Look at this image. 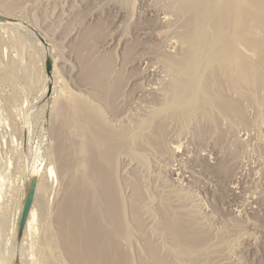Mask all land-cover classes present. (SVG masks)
I'll use <instances>...</instances> for the list:
<instances>
[{
  "label": "rangeland",
  "instance_id": "374dc122",
  "mask_svg": "<svg viewBox=\"0 0 264 264\" xmlns=\"http://www.w3.org/2000/svg\"><path fill=\"white\" fill-rule=\"evenodd\" d=\"M151 10L150 0H0V16L14 21L0 24V264L77 262L60 243L57 219L67 195L83 194L89 201V156L79 147L75 125L79 114L67 120L78 111L91 114L108 137H127L115 140L105 163L117 201L123 264H154L152 252L162 264H264V77L252 84L257 89L235 85L247 98L231 102L232 120L219 118L210 128L171 125L163 118L171 111L152 97H161L173 78L162 63L178 52L177 42L170 28L150 25L165 18ZM239 29L231 37L236 60L264 59V28ZM95 78L104 83L103 92ZM105 105L123 111L109 116ZM135 143L142 145L138 153ZM33 169L35 195L17 240L25 181ZM158 213L169 223L185 224L191 243L167 242L161 250L148 238L142 241L139 235L150 236L154 228L151 239L163 233Z\"/></svg>",
  "mask_w": 264,
  "mask_h": 264
},
{
  "label": "bare ground",
  "instance_id": "6f19581e",
  "mask_svg": "<svg viewBox=\"0 0 264 264\" xmlns=\"http://www.w3.org/2000/svg\"><path fill=\"white\" fill-rule=\"evenodd\" d=\"M150 2H151V9L153 10V12L155 14H162L165 17L164 22H160L158 21L159 19H157V21H153L152 23H150V25L153 28H170L172 35H174L173 39L175 38V41L177 42L176 52L177 51L178 52L175 53V55L171 56L170 58L166 59V61L162 63L163 66L165 67L164 68L165 73L169 74L168 77H173V78L168 79L166 88L165 89L163 88L164 90H163V94H161L162 95L161 97L156 98V95L154 97L155 99L152 97L153 99L152 102L155 103L158 107L164 106L165 109L171 111L169 115L167 113V115H164L163 118H165L166 120L168 119L170 121V124L174 126L182 125L184 127V125L193 124V125H201L206 128H210L209 126L218 123L217 121L219 118H221V121L222 120L229 121L228 119L232 120L231 114L228 113L229 106H232L231 102L236 104L239 103L240 101L242 102L243 101L242 99L247 98V96L245 97V94L243 95H241V93L238 94L239 88H236L237 92L235 91L234 89V87H236L235 85L239 83L238 84L239 86L238 85L237 86L240 87V85H242V83L240 84V82H243L248 86L247 89H249V87L255 86V85L252 86L254 82H257V80H262V78L260 79V77L261 76L264 77L263 76L264 59H258L260 58L258 57L257 59L245 58V59L236 60L235 55L233 54L234 53L232 47L233 42H231V37L235 34V32H237L235 31V28L236 29L254 28V32L260 33V31L258 32V30L264 28V0H150ZM8 24L9 26L14 25V22L13 23L9 22ZM261 32L263 33V31ZM263 35L264 33L262 34V36ZM261 38H262L261 35H259L256 38L257 40L256 39L255 40L258 42V40H260ZM262 40H264V37ZM262 40H260L259 43L260 42L262 43L263 42ZM256 41L255 43H257ZM259 43H257V45H259ZM260 55H263V53ZM95 79H96V84L100 89V92H103L104 83H102L100 79L97 78ZM248 84L251 86H249ZM167 87H169V89H167ZM225 87H229L231 89L230 91L232 92L230 93L229 91H227ZM242 87L246 88L243 85ZM242 87L241 89H243ZM255 88L257 89L258 86L257 87L255 86ZM243 91L245 90L243 89L242 92ZM106 108L109 110V111H107V109L105 110L108 112V115L109 113L111 114L112 113L114 114L115 112L118 113V111L121 110L119 106L116 109L109 108L108 106H106ZM167 110L165 111V114ZM78 112L77 114L73 113V115H70L71 117L67 115L69 117L67 120H70L73 116L75 115L78 116L79 114V116L76 118L78 119L77 121L74 118L72 120H75L76 122L75 125L78 128V132H79L78 137L80 138L78 140L79 147H85L84 149H86V153H88L89 156L88 159L86 158L87 159L86 162H88L87 163L88 166L87 165L86 166L89 167L87 168V170L89 169L90 176H88L89 177L88 180L85 179L86 181H88V184L86 183L85 180H82V182L83 181L85 182V185L86 184L87 186L90 185L89 188L91 189H88V187L82 183V185H84L85 188L87 187L88 192H90V193L85 192L86 194L88 193L87 195L89 197L88 198L89 201L88 200L86 201L85 198H83L84 196L87 197L86 195L81 194V197L83 196L82 199L85 202V205L86 204L89 205L90 207L89 209L93 213L92 215H94L96 220L98 221L99 223L98 227L101 231V234L99 236H95V234L93 233L95 237L92 235L93 237L91 238V234L88 231L89 229L87 228L86 223L83 224L85 226L81 225V229L82 227H84L83 229L84 234H87L85 236L91 238L90 244H92V248L95 249L99 255L102 254L103 258L105 257L104 264H123L121 260L122 250L119 244L120 225L118 223V210L116 206L117 201L113 190L114 189L113 185H111L112 183L111 176L108 174L107 172L108 170H106L105 168L106 166L105 163H107V161H109V159L113 156V152H114L113 150H115L114 145L116 144L115 143L116 139H114V137L116 135L114 137L112 136V138L111 135H109L110 137H108L106 132L103 131V128L98 129L97 124L95 125L94 123L95 121H93L94 120L93 116H89L91 114L88 113L81 114L80 112L79 113ZM149 121H151V119ZM133 122L131 121V123ZM133 125L135 126L136 124ZM148 127L149 126H147V129ZM135 128L136 127H134L133 130ZM150 128L151 127H149V129ZM128 129L130 128L127 127L126 130ZM147 129H145V131H147ZM136 132L138 133V131ZM129 133L127 134L126 131V133L124 134L128 135L129 137ZM122 135L123 134H121L119 138L122 137L123 139L127 138V137L124 138L125 136ZM116 137H118V135ZM143 137H145V135ZM204 137H206V135H204ZM119 138L117 140H119ZM147 138L144 140L145 142H147ZM131 140L133 141V139ZM138 142L139 141H137V144L143 143V142L141 143ZM137 144L135 145V148L137 146L138 147L142 146ZM135 148L134 150L137 151V148L136 149ZM147 149L148 147L146 148V150ZM146 150H144V152ZM136 153H138V151ZM157 155L159 156V154ZM84 160L82 159L81 161ZM29 175L30 176L36 175V171L33 169L31 174ZM85 178H87V176ZM106 185L108 186L107 189H106ZM82 188L80 190H82ZM83 190L85 191L84 188ZM83 190L81 192H84ZM106 190L110 194V196H107ZM66 191H70V189L68 188V190ZM64 195L66 198L67 192ZM72 197L74 196L72 195ZM72 197L70 195L69 196L67 195V198L66 200H64L63 203L64 205L62 204L60 206V213L57 219V226H58L57 233H58V237L60 236L62 237V238L60 237V243L64 248L65 252L70 251V253L66 252L67 257H70L71 261L72 258L77 260L75 264H87V263H83V257H82L83 255H80L79 253L80 248H78L77 246L76 247L77 249L75 248L76 249L75 250L73 248L75 251L72 252L73 249L68 244H66L64 240L65 238L64 235L66 234L67 231L66 230L67 223L66 222L65 224L62 223L63 225L61 224V222H63L62 220L64 217L63 210L67 208L69 204L72 203L70 199ZM170 206L172 205L170 204ZM137 209L139 208L137 207ZM130 211L131 214H133V216L135 211L137 213V210H135L133 206ZM153 216L152 217L155 220H156V216L157 219L159 218L160 220H163V222L161 221L158 223L160 230L163 232L162 234H159L158 237L163 242L161 244L157 243L156 240L158 241L160 239L159 238L156 239L155 236L153 239H151V236L155 233L154 231H152L155 229L154 228L155 225H153L154 229H152L151 232L149 233L150 236L146 237L144 235L142 238V236L139 235L142 241L146 242L147 241L146 238H148L150 241H153L154 244L156 243L158 246H160V249L168 248L166 247L167 242H169L170 245H174V243L177 242V243H182V245H186V246L191 243L189 237L183 231V229H185L184 228L185 224L174 225L172 223H169L166 217L164 215H162L161 217L159 213L156 214V216L153 214ZM60 218H61V222L59 220ZM81 219L88 221V217H86V215H81ZM145 219H147V217ZM134 222L136 223L135 218H134ZM143 222L145 223V221ZM164 231H166L168 234L173 236L172 237L173 241L167 237V234H165ZM131 233L132 232L129 231V235ZM152 256H153L152 258L155 261L154 264H162L160 260L161 256L159 253H157L156 255L155 253L152 252Z\"/></svg>",
  "mask_w": 264,
  "mask_h": 264
},
{
  "label": "water",
  "instance_id": "95a60500",
  "mask_svg": "<svg viewBox=\"0 0 264 264\" xmlns=\"http://www.w3.org/2000/svg\"><path fill=\"white\" fill-rule=\"evenodd\" d=\"M8 22H14V21H12L10 18L0 16V24H5ZM40 41L44 44L41 38ZM45 72L47 77L50 78L52 72V62L50 57H46ZM48 89H50V87H48ZM37 180H38V176L31 175L25 181L24 199L22 202L18 227L16 231L17 240L22 238L24 234L28 215L32 207V203L35 195ZM107 187L108 186L106 185V189ZM107 196H110L108 192H107ZM70 199L72 203L69 204L67 208L63 210L64 212L63 223L64 224L65 222L67 223V228H66L67 231L66 234L64 235L65 236L64 240L66 244H68L72 249L73 248L75 249L77 246L81 247L79 249V253L80 255H83L82 256L83 259L86 260L85 263L94 264L96 262L99 264H104L105 257L103 258L102 254L99 255L96 252V250L92 248V244H90V239L94 236L93 233L95 234V236H99L101 234V231L98 227L99 224L98 221L96 220L95 216L92 215L93 213L89 209L90 208L89 205L88 204L85 205V202L83 201L82 198L72 197ZM81 215H86V217H88V221L81 219ZM85 223L87 225V228L89 229L88 231L91 234V238L88 236L86 237L85 235L87 234H84V230L81 229V225L85 226L83 225Z\"/></svg>",
  "mask_w": 264,
  "mask_h": 264
}]
</instances>
